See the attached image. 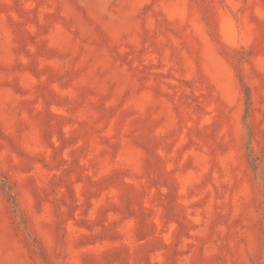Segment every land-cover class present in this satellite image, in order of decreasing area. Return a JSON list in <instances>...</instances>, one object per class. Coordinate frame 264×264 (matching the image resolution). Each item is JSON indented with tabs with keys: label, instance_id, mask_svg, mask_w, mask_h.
<instances>
[{
	"label": "rangeland",
	"instance_id": "1",
	"mask_svg": "<svg viewBox=\"0 0 264 264\" xmlns=\"http://www.w3.org/2000/svg\"><path fill=\"white\" fill-rule=\"evenodd\" d=\"M0 264H264V0H0Z\"/></svg>",
	"mask_w": 264,
	"mask_h": 264
}]
</instances>
